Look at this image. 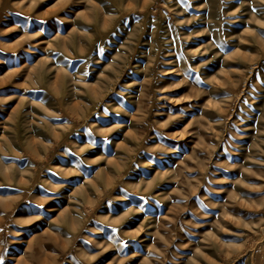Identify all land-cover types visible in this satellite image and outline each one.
<instances>
[{
	"label": "rangeland",
	"instance_id": "1",
	"mask_svg": "<svg viewBox=\"0 0 264 264\" xmlns=\"http://www.w3.org/2000/svg\"><path fill=\"white\" fill-rule=\"evenodd\" d=\"M0 264H264V0H0Z\"/></svg>",
	"mask_w": 264,
	"mask_h": 264
}]
</instances>
